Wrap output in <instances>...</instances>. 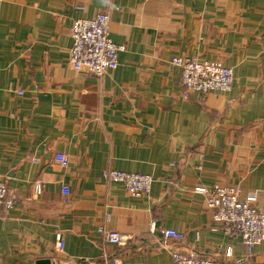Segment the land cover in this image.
<instances>
[{
  "label": "crops",
  "instance_id": "obj_1",
  "mask_svg": "<svg viewBox=\"0 0 264 264\" xmlns=\"http://www.w3.org/2000/svg\"><path fill=\"white\" fill-rule=\"evenodd\" d=\"M102 12L125 49L95 78L70 65L69 32ZM174 57L231 68L230 91L183 99ZM108 170L150 176V192L130 196ZM0 179L15 196L0 264H174L175 249L264 264V241L247 255L195 191L256 192L264 210V0H0Z\"/></svg>",
  "mask_w": 264,
  "mask_h": 264
},
{
  "label": "built area",
  "instance_id": "obj_2",
  "mask_svg": "<svg viewBox=\"0 0 264 264\" xmlns=\"http://www.w3.org/2000/svg\"><path fill=\"white\" fill-rule=\"evenodd\" d=\"M109 21L108 14L102 12L91 19L75 20L72 23L69 32L71 46L68 60L75 71L98 78L117 68L118 54L124 51L125 47L110 40ZM171 64L180 69L183 99L191 93L202 96L211 92L226 93L232 87V69L218 62L174 57ZM55 161L62 168L68 166V159L64 154H56ZM102 177L109 182L121 184L134 198L146 196L152 184L148 175L116 170L104 171ZM195 191L204 196L205 206L211 212L213 221L221 226L223 232L238 238L247 255H251L253 249L264 241V210L256 206L258 198L256 192L241 198L239 188L219 185L211 188L198 187ZM36 193H40V187H37ZM68 193V189L63 187L62 194ZM14 199L15 196L8 192L5 182L0 179V213L2 210L12 208ZM155 231V224L152 222L149 232ZM160 234L164 238L183 240V234L174 230L161 229ZM106 238L108 242L117 245H122L125 241V238L117 233H109ZM55 248L57 251L64 248V240L60 233L56 234ZM229 255L230 250H227L226 256ZM171 256L174 264H218L191 251L184 254L175 249L171 251ZM110 264H120V261L114 259Z\"/></svg>",
  "mask_w": 264,
  "mask_h": 264
},
{
  "label": "water",
  "instance_id": "obj_3",
  "mask_svg": "<svg viewBox=\"0 0 264 264\" xmlns=\"http://www.w3.org/2000/svg\"><path fill=\"white\" fill-rule=\"evenodd\" d=\"M38 264H47V262H38Z\"/></svg>",
  "mask_w": 264,
  "mask_h": 264
},
{
  "label": "rangeland",
  "instance_id": "obj_4",
  "mask_svg": "<svg viewBox=\"0 0 264 264\" xmlns=\"http://www.w3.org/2000/svg\"><path fill=\"white\" fill-rule=\"evenodd\" d=\"M193 59V58H192ZM195 60H198V59H195ZM198 61H200V60H198ZM207 62H209V61H207ZM219 64H221L220 62H218Z\"/></svg>",
  "mask_w": 264,
  "mask_h": 264
}]
</instances>
